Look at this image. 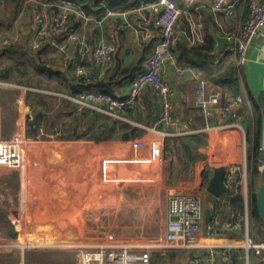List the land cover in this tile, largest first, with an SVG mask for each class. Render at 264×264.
<instances>
[{
	"label": "crops",
	"instance_id": "0c3cea01",
	"mask_svg": "<svg viewBox=\"0 0 264 264\" xmlns=\"http://www.w3.org/2000/svg\"><path fill=\"white\" fill-rule=\"evenodd\" d=\"M176 1L181 7L187 4V0ZM211 1L203 0L202 3V40L209 34L215 47L209 52H188L193 45L183 37L173 49L175 61L164 63L162 74L171 88L167 112L166 100L151 87H143L133 103L114 112L107 109L106 103L81 100L66 89L55 93L25 87L49 94L52 99L63 97L67 108L66 117L58 120L54 119L57 114L54 110L52 116L47 114V119L34 115L37 120L35 125L32 124L33 116L30 131L25 121L21 122L19 118L16 122V132L21 130L29 140L23 149V167L17 171L16 211L20 221L24 217L25 230L38 232L40 226L49 227V233L107 234L111 233L109 226L113 225L117 231L146 233L142 246L154 248V241L161 240L167 231L169 191L176 190L201 199L203 221L200 236L209 240L215 238L217 242L211 243L222 245L213 248L217 264H231L232 257L230 261L226 260L227 254L235 253L231 246L245 239L246 223L251 232L255 226L251 201L253 195L258 197L263 183L264 114L258 100L264 90V29L249 48L240 73L237 72L235 58L227 51L232 44L227 36L240 31L248 7L239 1L233 15L215 14ZM16 6L19 11H15L14 22L11 21L8 30L0 33V57L17 54L20 47L32 49L26 41L34 30L30 6H25L26 15L21 20L18 16L24 8V0H17ZM110 11L112 14L107 13L101 18L89 15L87 22L78 23L75 17H71L89 47L112 39L114 58L102 77L98 76L99 67L89 54L74 51L66 65L62 63L60 51L52 57L56 60L55 68L69 77L78 74V69L82 68L79 74L85 77L84 83L93 85L88 91H102L109 87L116 96L124 97L130 93V75L146 68L157 36L151 21L152 38L135 42L130 29L123 26L127 20L138 23V16L131 12L125 17L123 11ZM48 12L53 15L55 10L49 8ZM147 16L153 19L150 12ZM185 25L181 19L177 31L184 30ZM21 33L24 39L20 38ZM202 40L200 43L204 42ZM223 51L230 54L224 67L219 69L211 59ZM181 66L186 69L184 75L178 74ZM200 81H207L208 92L224 86L233 95L245 96L242 105L236 109L242 128L230 126L233 117L220 110H215L208 118L204 115L197 106ZM51 106L49 104V108ZM45 108L47 113V103L44 109L42 103L38 106L44 113ZM2 119L0 108V132L10 137V131L3 133ZM54 121L58 130L51 127ZM33 129L36 130V140L33 141L38 144H30L32 137L29 134ZM63 132L68 135L61 137ZM138 140L146 145L135 146L134 142ZM156 143L160 144L159 154L153 153L152 146ZM254 151H257L256 155ZM219 179L221 193L215 194L210 187ZM0 201L5 202L2 196ZM0 212H3V215L0 213V223L2 216H9L11 221L16 218L14 213L7 214L6 209ZM208 213L211 214L209 221ZM103 217L109 218L106 223H101ZM26 218H33V221L26 223ZM36 218L41 219L37 221ZM42 218H50V223L43 222ZM57 218H66L65 224L63 220L59 227ZM230 222H238L240 227H227ZM15 230L2 233L0 227V264L28 263V257L37 249L20 241L23 229L15 227ZM17 234L18 241L14 242ZM129 237L135 238V235ZM195 250V255H199L201 250ZM76 254L75 264H80L77 250Z\"/></svg>",
	"mask_w": 264,
	"mask_h": 264
},
{
	"label": "built area",
	"instance_id": "2783aa9c",
	"mask_svg": "<svg viewBox=\"0 0 264 264\" xmlns=\"http://www.w3.org/2000/svg\"><path fill=\"white\" fill-rule=\"evenodd\" d=\"M242 1L248 7L246 15L239 32L227 36L232 42L229 51L235 58V67L240 73L241 66L247 61L249 48L255 39L264 29V0H212L211 9L215 14L233 15L236 4ZM203 0H187V4L181 7L176 0H156L143 4L134 9L125 10L122 15L127 17L134 12L139 19L138 23L127 20L123 28L130 29L135 42L141 43L151 39L154 32L149 27L152 21L155 25L157 40L152 46L148 58L147 66L130 79V93L124 97H118L113 93L104 91H85L80 94L81 100H93L99 103H106L109 111L122 109L133 103L143 87L155 89L164 98L165 111L169 110L168 97L171 88L163 77V66L167 61H175L173 49H175L182 38L185 37L192 45L200 42L203 38ZM30 6L31 20L34 30L26 40L32 50H37L44 43H49L61 52L62 63H70L72 53L80 51L82 54H89L97 63L98 76L102 77L114 58V45L112 39L105 42H98L95 46L89 47L83 41L81 31L73 24L71 17L80 22H87L90 17L83 11L77 9L76 5L67 0H24V8L21 9L18 20L25 15V6ZM53 8V15L48 9ZM114 12V11H110ZM147 12L153 15L151 20ZM109 13V12H108ZM112 14V13H109ZM142 19V21H140ZM184 20L185 28L181 32L176 27L180 20ZM95 26H93L94 28ZM22 33L20 35L21 39ZM5 43H10L6 41ZM227 51L220 52L219 56H213L211 62L221 69L226 62V57L230 54ZM82 68L78 69V74ZM186 69L181 66L178 74L184 75ZM245 100L242 94L233 95L227 87H219L218 90L208 92L207 81L198 83L197 106L202 109L208 118L215 110H220L223 114L231 115L233 121L230 126L242 128L238 121L236 109ZM105 110V109H103ZM29 142L25 139L21 130L13 133L10 137L4 136L0 132V167L18 170L24 163V145ZM134 145L143 147V141H135ZM153 153H160V144H153ZM169 222L167 231L161 240H155L156 247L172 248L181 251H206L192 256L189 261L193 264H217L214 247L222 246L212 244L210 241L216 239L201 238L203 209L201 199L196 195L182 194L176 190L169 191ZM14 222V221H13ZM227 227L236 229L240 227L238 222L228 223ZM78 252L80 264H151L152 248L142 246V244L132 243L131 240L116 238L114 234L106 235V240L97 244H80L75 246ZM231 248L236 249V264H264V240L257 241L246 223V235L243 243H235ZM195 257H198L195 260ZM232 253L226 255V260L230 261ZM195 262H194V260ZM24 264H49V263H26Z\"/></svg>",
	"mask_w": 264,
	"mask_h": 264
},
{
	"label": "rangeland",
	"instance_id": "374dc122",
	"mask_svg": "<svg viewBox=\"0 0 264 264\" xmlns=\"http://www.w3.org/2000/svg\"><path fill=\"white\" fill-rule=\"evenodd\" d=\"M17 5V0H0V22L2 23V26H0V33H3V30H8L9 26H6L5 24L10 23L11 21L14 22V14H15V7ZM5 17V18H4ZM27 48L20 47L17 50V54H12L11 56H3L0 57V72H4L5 69L13 64L25 62L27 63V57H28V51H26ZM42 58H45L44 55ZM16 75L17 79L19 80L20 77H18L17 73H13V76ZM37 75L33 74V77ZM37 81V80H36ZM35 81V82H36ZM23 84H20L19 82L11 83V82H3L0 81V108L2 109L3 113V133L10 131L11 135L16 132L17 130V121L20 118L21 122L25 121L26 127L28 131L31 130V120L34 115H36V112L34 108L32 107V103L29 100V93L28 89H26ZM30 87V86H29ZM34 88V87H33ZM45 91H52L57 93L58 91L55 89H43ZM42 94V96L45 98L46 103L48 104L47 113L45 108V114L52 116V110L56 111L55 114V120L61 119L66 117L67 114V108L65 105V102L62 100L63 97L59 99H52L51 95L46 94L44 92H39ZM55 96V95H53ZM56 97V96H55ZM57 100H60L61 103L59 104V101L57 103ZM35 101V100H34ZM49 104H52V106L49 108ZM54 105H57L55 108ZM45 105L43 104V109ZM38 110V106H37ZM28 121V123H27ZM44 124H48L46 121H42ZM32 138L30 140V144H38V142H34L36 140V137L32 134H29ZM45 137V136H44ZM38 139V138H37ZM34 140V141H33ZM29 142H26L25 144H28ZM0 168V196H2L3 200L5 202L0 201V210L4 211L7 210V214H15L14 222L10 220L9 216H5L1 218V232H5V230L10 231H16V228H20L21 231V238L20 241L23 244H32L34 247H36V250L32 251L31 257H28L27 262L28 263H46L51 262L55 264H75L77 260V254H76V248L75 246L80 244H97L102 243L106 240V235L114 234L116 238H121L124 240H131L132 243L135 244H143L145 242L144 236L146 233L141 234V231H136L135 233H127L125 231H117V228H113V225H110L109 227L112 228V231H109L111 233L103 234H90V233H82V232H53L49 233L47 232V229L49 227H40L38 226V232L36 231H27L24 228V217L22 216L21 221L19 220V216L17 215V171L18 170H12L8 168L4 171H1ZM1 215H3V212H0ZM13 218V217H11ZM104 218V217H103ZM37 221H40L41 218H36ZM50 218H42V221L45 223H50ZM58 220V226L60 227L63 224H60L66 218H57ZM109 218L105 217L104 221L101 223H106ZM26 223L32 222L33 218H26ZM53 221H56V218H52ZM57 224V223H56ZM141 223H138V225ZM106 226L108 224H105ZM19 230V232H20ZM114 232V233H113ZM156 234V233H155ZM132 235H135V238L129 237ZM154 235V234H152ZM16 239L14 242H17L18 234L15 236ZM244 241V240H243ZM243 241H240L238 243H243ZM212 243H216L217 241H210ZM161 250L164 253V255L160 258L155 257V250ZM195 251H181L176 250L172 248H152L151 250V262L153 260V257L155 260H157L156 264H193L190 260V258L195 255ZM153 264V263H152Z\"/></svg>",
	"mask_w": 264,
	"mask_h": 264
},
{
	"label": "trees",
	"instance_id": "16d2710c",
	"mask_svg": "<svg viewBox=\"0 0 264 264\" xmlns=\"http://www.w3.org/2000/svg\"><path fill=\"white\" fill-rule=\"evenodd\" d=\"M67 1L74 3L77 9L80 11H83L85 14L93 15L96 18H101V17H104V15H106L110 10L117 11V12L125 11L129 9H134L146 3L155 2L156 0H67ZM16 7H15V11L18 12L19 8L17 7L16 9ZM2 23L3 22H0V26H2ZM5 25L9 26L11 24L7 23ZM203 40L204 42L202 43L198 42L196 44H192L193 46L191 47V50H189L188 52L190 51L209 52L211 49L215 47V41L213 37L210 36L209 34H207L206 38ZM27 51L29 54L26 60L27 63L21 62V63H16V64L8 66L4 72H0V81L11 82V83L19 82L20 84L38 88V89H55L57 91H62L66 89L68 93L76 95V96H80L81 93L87 91L88 89H91V87L93 86V85H88V84L86 85L84 83L85 77H83L81 74H76L74 76L70 75L69 77L67 76L66 73L61 71L59 68L58 69L55 68L54 65L56 64L55 63L56 60H54V57H52V54H54L56 51H59L57 47L49 43H46V44L44 43L37 50L27 49ZM43 55L45 58H42ZM230 67L231 66H229L228 68ZM13 73H17L20 79L18 80L16 75L13 76ZM33 74L37 75V78H35L36 76L33 77ZM134 75L135 73L131 74L130 76L133 77ZM102 91L107 92V93H112L109 87H107L105 90L102 89ZM28 93H29V100L31 101L32 107L34 108L39 119L45 116L47 119V115L44 113V110L42 109L37 110V106H39L40 103H42V105L43 104L46 105L45 98L42 96V94H40L37 91H28ZM200 121H203V120L200 119ZM51 127L58 130V127L55 121L53 124H51ZM63 131L64 132L66 131L64 127H63ZM35 132L36 130L33 129L31 131V134L36 135ZM64 132L63 134H61V137H66L68 135V134H64ZM256 154H257V151H254V155ZM254 170L257 171V167H255ZM251 203L253 204L252 215L255 221V226L253 225L252 233L256 239L258 238L260 240H264V221L257 208V196L253 195ZM232 251L236 252V249ZM195 252L197 253V251ZM201 252L207 253L206 251H201ZM164 253L165 252L163 251H157L155 253V257L160 258L164 255ZM152 263L153 264L157 263V260H155L154 257H153L151 264Z\"/></svg>",
	"mask_w": 264,
	"mask_h": 264
},
{
	"label": "water",
	"instance_id": "95a60500",
	"mask_svg": "<svg viewBox=\"0 0 264 264\" xmlns=\"http://www.w3.org/2000/svg\"><path fill=\"white\" fill-rule=\"evenodd\" d=\"M258 103L262 107V111H263V114H264V90L261 92V94L259 96ZM36 120H37V116H34V118L32 120V124L35 125L36 124ZM221 187H222V183H221V180L219 179V180H216L212 184L210 189H211L212 192H215V194H220L221 193ZM257 208H258V211H259V213H260V215H261V217H262V219L264 221V171H263V183L261 184L260 192H259L258 197H257ZM207 219H208V221L211 219V214L208 213ZM231 264H236V256L234 254L232 255Z\"/></svg>",
	"mask_w": 264,
	"mask_h": 264
}]
</instances>
